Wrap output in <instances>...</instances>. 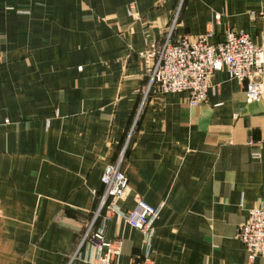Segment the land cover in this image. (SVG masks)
I'll use <instances>...</instances> for the list:
<instances>
[{
    "label": "crops",
    "instance_id": "1",
    "mask_svg": "<svg viewBox=\"0 0 264 264\" xmlns=\"http://www.w3.org/2000/svg\"><path fill=\"white\" fill-rule=\"evenodd\" d=\"M261 12L264 0H0V264H87L80 244L122 155L119 207L161 212L149 234L97 219L122 239L121 264H250L238 232L264 201V101L227 70L197 106L148 92L139 53L172 28L264 45Z\"/></svg>",
    "mask_w": 264,
    "mask_h": 264
},
{
    "label": "built area",
    "instance_id": "2",
    "mask_svg": "<svg viewBox=\"0 0 264 264\" xmlns=\"http://www.w3.org/2000/svg\"><path fill=\"white\" fill-rule=\"evenodd\" d=\"M133 9L134 6L131 15ZM260 14L264 15V12ZM252 16L257 14L252 13ZM174 33L172 28L165 40L148 41L139 53L146 65L148 92L188 93L189 102L197 106L207 100L213 89L214 74L227 70L245 87L248 103L264 101V45H258L248 33L236 29H228L225 39L216 44L210 42V33L184 35L179 39H175ZM122 161L123 155L117 163L108 165L102 176L104 194L80 244V248L86 244L91 247L87 264H121L122 239H108L103 228L95 230L99 217H103L106 224L116 216L130 227L149 234L160 215V208L143 199H138L136 207L130 211L119 207L118 201L126 198L130 190L128 178L121 168ZM238 238L246 246L250 264L258 257H264V201L249 212L247 221L239 228ZM130 264L144 262L136 259Z\"/></svg>",
    "mask_w": 264,
    "mask_h": 264
},
{
    "label": "rangeland",
    "instance_id": "3",
    "mask_svg": "<svg viewBox=\"0 0 264 264\" xmlns=\"http://www.w3.org/2000/svg\"><path fill=\"white\" fill-rule=\"evenodd\" d=\"M80 69H81V67H80Z\"/></svg>",
    "mask_w": 264,
    "mask_h": 264
}]
</instances>
